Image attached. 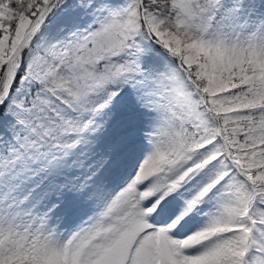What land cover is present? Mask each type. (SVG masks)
Listing matches in <instances>:
<instances>
[{"label": "snow or ice", "instance_id": "obj_1", "mask_svg": "<svg viewBox=\"0 0 264 264\" xmlns=\"http://www.w3.org/2000/svg\"><path fill=\"white\" fill-rule=\"evenodd\" d=\"M0 264H264V0H0Z\"/></svg>", "mask_w": 264, "mask_h": 264}]
</instances>
